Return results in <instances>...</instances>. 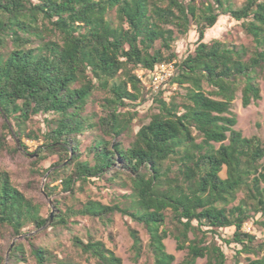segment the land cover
I'll use <instances>...</instances> for the list:
<instances>
[{
	"label": "trees",
	"instance_id": "obj_1",
	"mask_svg": "<svg viewBox=\"0 0 264 264\" xmlns=\"http://www.w3.org/2000/svg\"><path fill=\"white\" fill-rule=\"evenodd\" d=\"M223 15L240 21L250 45L205 40ZM191 25L193 48L177 58L173 46ZM163 61H174L176 73L151 94L147 80ZM260 77L264 0H244L240 6L230 0H0V114L13 123L24 149L23 137L39 138L26 131V121L42 115L37 152L56 155L52 166L67 161L45 182L48 195L69 192L53 197L50 228L70 230L77 216L106 226L120 214L146 231L152 264L173 263L164 244L170 235L176 249L186 251L179 264H196L199 258L227 264L226 248L235 249L236 264L242 253L253 255L244 257L245 264H264V238L243 228L251 223L264 229V220L256 218L264 216V142L236 129L232 110L238 92L243 107L261 98ZM97 91L102 92L99 112L87 111ZM140 99H150L155 110L124 143L127 124L137 116L131 106ZM4 123L7 135H13ZM1 138L0 147H7L6 134ZM45 154L33 163L45 160ZM48 170L31 172L42 177ZM97 180L119 188L117 199H79L77 193ZM49 219L0 169L2 240ZM127 231L136 261L142 238L132 225ZM24 240L15 242L7 264H88L91 259L122 264L90 230L85 241L71 237L84 262L56 255L37 235ZM8 247L0 242V264Z\"/></svg>",
	"mask_w": 264,
	"mask_h": 264
},
{
	"label": "rangeland",
	"instance_id": "obj_2",
	"mask_svg": "<svg viewBox=\"0 0 264 264\" xmlns=\"http://www.w3.org/2000/svg\"><path fill=\"white\" fill-rule=\"evenodd\" d=\"M230 1L236 6H240L244 0ZM212 38H218L227 43H240L245 45H250L251 43V38L243 30L240 21H236L225 15L221 16L218 22L212 28L207 30L205 40L209 41ZM195 40V26L191 25L189 32L186 35H180L177 42L173 46L178 55L177 58L186 55V53L193 48ZM258 82L260 86L261 98L256 103H251L249 106L243 107L241 105V93L238 92L236 98L233 101L232 110L237 117L235 128L240 130L244 136L249 137L254 135L264 142V79L260 77ZM101 97V91L94 93L87 111L99 112L98 99ZM131 107H135L137 116L127 124L125 133L123 135L124 143H127L132 139L134 133L138 130L141 124L148 122L149 115L153 110H155L156 105L152 104L150 99H140L138 102H136L135 106ZM4 118L3 115L0 114V142L2 141L1 135L5 133L7 143V147H0V169L8 171L14 183L22 189L25 188L26 194L32 197L33 201L40 206L41 215L48 216L51 212L54 214L55 208L53 197L57 195H68L69 192L60 191L56 194L48 195L44 190V186L50 172L62 167L67 161L52 166L51 163L57 159L56 155H47L43 151L37 152L38 146L43 143V139L40 136V132L44 129L42 115L33 116L25 123L26 131L31 130L35 134L39 135V138L37 139L23 137V142L27 146V149H24L21 146L19 138L15 136V128L10 120L5 121L8 123L13 135H7V131L4 126ZM16 138L19 140V144H17ZM89 139L90 137L85 138L84 143L86 144ZM15 144L17 146V150H14ZM41 154L47 155V158L43 161H40L39 163H33L34 159ZM262 163H264V157L262 159ZM35 167H49V170L41 177L32 174L31 171ZM221 175H225L224 167L221 171ZM32 181H36V183L32 184V187H25L26 183ZM119 193H121L119 188L112 187V185L106 183L105 181L97 180L94 184L88 183L82 192L77 193V196L79 199L83 200L89 195L91 198L99 199L103 203H110L112 200L117 199V195H119ZM242 196L243 193L240 192L238 194V198L233 202V204H236L238 199ZM50 200L52 203H50ZM66 202L70 203V200L67 199ZM74 206L77 207L78 205L76 204ZM256 218L264 220V216L260 215L259 213L256 215ZM76 219H78L77 223L72 224L73 227L70 230L64 228L54 229L50 228L53 221L52 217V219L47 221L42 227L34 228L32 226H27L25 228L24 234L14 236L9 242L8 240H2L4 233H0V242L3 243V245H9L10 247L12 242L14 246L16 241L22 239L25 242V237L37 235V241L51 246L56 255H59L60 257L71 256L78 261L84 262L86 260L80 257L78 255L77 249L73 247L71 237L75 234L85 241L86 231L90 230L95 233V236L98 239L103 240L107 247L114 250V252L122 258V264H152V255L147 249V233L141 225L131 222L127 217H123L120 214H115L112 223L106 226L99 222L92 221L86 217L77 216ZM127 225L134 226L139 231L140 237L142 238L143 250L141 256L136 261L133 258V252L131 249L132 239L130 238L127 231ZM243 228L245 231L255 233L259 238H264L263 228L258 226L254 227L251 223H245ZM164 244L166 250L172 253L175 257L172 264H179L186 251L176 249V240L171 235L164 239ZM226 249L228 253L227 264H236L237 262L233 258L235 249ZM6 253L4 264H7L9 261V256L6 258ZM246 256L252 257L253 255L242 253L240 262H238V264H245L246 261L244 260V257ZM27 257L28 261L32 262V259L28 254ZM93 261L94 260L91 259L88 264H95ZM196 264H205V258H199Z\"/></svg>",
	"mask_w": 264,
	"mask_h": 264
},
{
	"label": "built area",
	"instance_id": "obj_3",
	"mask_svg": "<svg viewBox=\"0 0 264 264\" xmlns=\"http://www.w3.org/2000/svg\"><path fill=\"white\" fill-rule=\"evenodd\" d=\"M176 70L174 61H163L159 63L151 77L147 80L146 88L151 94L157 93L167 85L170 78L175 75ZM138 75L143 76V71L139 70Z\"/></svg>",
	"mask_w": 264,
	"mask_h": 264
},
{
	"label": "water",
	"instance_id": "obj_4",
	"mask_svg": "<svg viewBox=\"0 0 264 264\" xmlns=\"http://www.w3.org/2000/svg\"><path fill=\"white\" fill-rule=\"evenodd\" d=\"M10 127H11V126H10ZM16 142H17V144H19V140H18L17 138H16ZM50 203H52V202H51V200H50ZM49 216H50V219H49V220H51V219H52V217H53V212H51ZM12 246H13V242L11 243V245H10L9 249L7 250V253H6V258H8V256H9V252H10V250H11Z\"/></svg>",
	"mask_w": 264,
	"mask_h": 264
}]
</instances>
